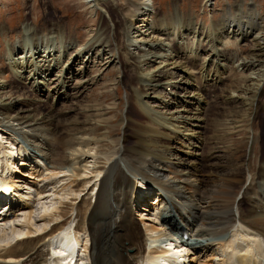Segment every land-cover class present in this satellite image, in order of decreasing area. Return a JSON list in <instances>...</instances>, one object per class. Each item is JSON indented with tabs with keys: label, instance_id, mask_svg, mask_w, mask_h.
I'll use <instances>...</instances> for the list:
<instances>
[{
	"label": "bare ground",
	"instance_id": "bare-ground-1",
	"mask_svg": "<svg viewBox=\"0 0 264 264\" xmlns=\"http://www.w3.org/2000/svg\"><path fill=\"white\" fill-rule=\"evenodd\" d=\"M214 2L215 0H205L210 13ZM88 3L89 14L97 15L100 8L106 14L100 19L102 25L96 36H93V42L86 43L85 49L78 50L77 54L74 53L75 50L72 51L74 46L71 30L63 31V23L59 19L56 21L54 18L56 22L50 25L49 30L32 27L28 23L22 27L30 37L24 38L21 46L12 50L11 54L20 50L23 53L16 55L18 58L13 59L9 67L14 72L11 85H14L13 90L16 89L17 92L30 85L37 99L19 109L25 99L13 97L9 90L11 85L4 82L0 70V177L6 175L7 181L3 180L1 183L11 185L17 196H20L16 211H12L0 224V233L6 232V221L11 222L12 229L16 232L7 244H0V264H47L49 248L52 249V255H73L80 244L82 255L90 257L92 264H180L182 259L187 258L190 264H197L200 256L212 252L213 246L219 247L215 252L218 255L221 253L222 264H254L256 260L258 264H263L264 157L261 156L260 170L253 176L254 181L241 188L238 195L236 193L241 184L228 188L225 183L231 181L226 175L213 177L210 174V184L207 186L208 174H205L206 168H209L210 173L217 167L220 169L230 165L229 160L218 157L219 152H230L231 140L242 136L243 127V135H249L252 157L256 151L255 143L259 141V136L256 135L257 122L264 114V77L260 79L258 75L257 78H252L248 74L251 70L255 74L258 68L264 72V17L257 12V5L240 2L236 4L238 15L233 16L229 12L234 5L229 4L225 11L228 14L224 12L221 20H214L209 26H205L195 22L193 16L183 18L179 13H160L154 0H88ZM139 4L142 5L140 9ZM246 7L250 11L249 15L245 12ZM92 29L90 27L88 30L89 37L93 34ZM111 33L114 35L108 52L112 56L105 62L98 55L108 47L105 39H100ZM122 36L126 37L127 47L134 46L133 43L136 46L138 43L145 44L148 53H157L154 59L151 58L141 67L140 63L145 62V59L141 61V56L147 51L135 57L129 49L121 50L119 47ZM171 37L179 38L178 40L190 37V40H194L192 47L197 42L196 46L202 43L211 49L204 61L209 59L200 65L197 73L193 67L200 59L197 49L195 52H185L176 44L173 46V55L163 57L167 47L165 41ZM229 44L240 46L241 49L242 44L251 47L248 52L243 53L244 68L240 74L237 69L222 68L219 63L215 65L223 57L219 48ZM193 48L190 46L186 49ZM27 52H31V56ZM190 52L197 60H188L187 54ZM33 53L35 63L30 60ZM86 55L88 57L84 63L86 58L83 57ZM116 61L121 64L126 78L122 81H129L132 109L141 116L126 115L129 130L127 139L132 138V144L129 145L127 139H124L117 148L105 126L112 118L107 112L115 109V103L108 105L98 98L94 99L96 102H89L86 98L83 103L79 102L80 105L73 103L67 111L47 105V112L38 114L42 111L43 104H48V101L41 99V95L45 99L66 97L77 101L89 91L90 82L93 85L98 82L92 77L84 81L90 69L97 67L98 62L105 72ZM82 62L83 67L77 69L75 74V66L82 65ZM211 64L217 70H213ZM170 67L185 75L184 78L179 81L178 78H171V75L165 76ZM32 69H37L33 75L29 71ZM58 70L61 71L57 74ZM230 70L234 73L229 74ZM152 71L155 74L149 81L147 76ZM172 74L175 75V72ZM55 76L56 80L51 79ZM178 89L186 91V95L181 98L184 93L179 94ZM168 90L170 92L162 97L163 92ZM217 90L226 107L221 118L216 115L209 119L206 115L209 101L204 97L209 95L208 91L214 94ZM153 94V99L158 101L157 108H151L149 101H145L147 97L151 99ZM168 98L176 103H171ZM170 103L175 104V110H169L168 113L164 109H170ZM68 112L75 114L70 117L71 113ZM185 114L188 116L185 117ZM207 131L209 135L203 138ZM16 136H21L22 140H18ZM108 139L115 146L112 153L104 151V147L109 145L106 144ZM22 141L29 142V146L37 148L38 152L29 146L20 147ZM45 147L47 148L44 150ZM204 148L208 149L207 154L201 152ZM230 154L235 158V151ZM207 156L217 157L218 164L205 166ZM90 159L94 162H89ZM20 160L23 166H27L29 161H35L37 168L33 174L38 172L40 176L46 172L55 180V196H60L61 193L64 196L59 199L58 206L47 208L38 216V220L34 216L36 202L50 199L52 195L47 187L39 188L38 183H35L36 191L30 190L31 193L26 195L22 193L23 190L21 192L17 185L19 180L13 177V174L27 176V173L23 174L19 169L22 166H16V162ZM245 167L243 164L235 167V171H242L240 180L243 179ZM64 178H69L70 181L62 185ZM94 179H97L95 185L90 187ZM154 186L157 188L155 191ZM147 187H151L149 189L152 195L143 189ZM162 190L167 195L166 199L159 202L157 198L163 197ZM94 192L96 204L91 208L89 198L91 200ZM78 195L82 196L81 199ZM241 196L242 201H238ZM168 198L172 202V212L180 216L185 226V231L180 230L183 244L178 250L172 243H169L170 249L166 246L153 248L156 240L159 242V239H165L167 233H163L161 222L157 218L154 219L155 224L146 227L143 232L135 215L137 208L140 209L141 218L156 215L166 208ZM153 204L154 208L149 209ZM81 206L86 208L84 215L85 219L88 216L87 227L81 221L75 224L83 213ZM147 211L149 213L145 214ZM167 218L170 222H176L175 215ZM148 220L150 221L149 218ZM55 222H59V226L49 231L51 224ZM42 223L43 227L38 228ZM74 224L76 239L80 241L78 244L71 231ZM64 227H67L64 242L56 240L51 244L55 231ZM231 229L234 232L230 240L223 241L222 238ZM88 231L90 244L84 243L81 236ZM169 238L171 237L167 239ZM243 244L251 249L244 250ZM132 248L135 251L131 252ZM254 252L260 253L261 257ZM212 255L213 253L211 257ZM191 256L197 257L191 259ZM83 260L81 258L76 264H84ZM62 264L69 263L67 261Z\"/></svg>",
	"mask_w": 264,
	"mask_h": 264
},
{
	"label": "rangeland",
	"instance_id": "rangeland-1",
	"mask_svg": "<svg viewBox=\"0 0 264 264\" xmlns=\"http://www.w3.org/2000/svg\"><path fill=\"white\" fill-rule=\"evenodd\" d=\"M154 2H155V6L158 8V10H160V13H162L164 15H168L171 13H174V14L179 13V15L181 17L184 16L183 18L188 17V16H193V18L195 19V22H197L199 24H204L205 26L206 25L209 26L211 24V22L214 20H216V21L221 20L225 13L228 14L225 11H226L227 5H229V4L234 5V7L232 6L229 14L233 15V16H237L238 11L236 9L237 8L236 4H238L240 2L243 4H246V5H252L253 3H255L257 5V9H256L257 12H260L264 17V0H215V2L212 4L213 10L211 11V13L208 12L207 7L205 6V0H154ZM141 6L142 5L139 4L138 8L140 9ZM88 10H89L88 0H0V70L3 73L4 82L11 85L13 78H14V72L12 73L9 67H10L13 59L18 58V57H16V55L20 56V54L23 53V51L21 50V51H18L17 53L11 54L13 48L20 47L21 42L24 40V38L29 39V37H30V34L28 33V31L22 29V27L26 23H28L32 27H37V28L42 27V28H45V30H49L51 28L50 25L53 22H56L57 19L61 20V23H63L62 24V30L63 31H65L67 29L71 30L70 31L71 37L73 39L72 43L74 46V49L72 51L75 50L74 53L77 54L78 50L83 51L85 49L86 43L91 42V41L93 42V40H94V39H92L93 36H96L98 29L102 25V23L100 22V19L102 16H104L106 14V12L103 8H100L97 11V15L96 14H89ZM245 12L247 15H249V13H250V11L248 10L247 7H246ZM46 14H48V16ZM54 18L56 21L54 20ZM90 27H92L93 28L92 30H94L91 37H89V35H88V30ZM113 35H114L113 33L109 34L108 36L103 35L100 40L103 41L105 39V42H106L105 45L108 47V46H110ZM49 36H51V35H49ZM120 39H123V40L120 41V47L119 48H121V50H123V51L126 49H129L131 51V54L135 57L139 53H141L140 55H142L143 52L148 50L147 46L145 44L143 45V44H139V43L137 44V46H136V44L133 43L132 45H134V46L127 47L126 46V37L122 36V38L120 37ZM178 39L179 38L173 39V37H171L170 40L165 41V44H167V47L165 48L166 50H165V53L163 54V57H169V56L173 55V52H174L173 46H176V44L181 48L182 51L185 50V52L186 51H192V50L194 51L195 49H197V52H198V54H200L199 56L201 59V60L199 59V62L195 66H193L195 68V72L197 73L200 69V65L202 63H206L207 60L209 59V58H207L204 61V59L206 57H208L207 55L209 54V50H211V49L209 47H206V45L205 44L203 45L202 43H200V45L196 46L197 42L195 43V46H193L194 47L193 48L191 43L194 40H190V37H186L183 40H178ZM189 44H191V45H189ZM190 46L193 49L187 50L186 48H188V47L190 48ZM109 49H111V48L108 47V49L105 51H103V49H102L100 51V54L99 55L96 54V56L98 55L99 58L101 57L100 60L104 59L105 62L109 61V57L112 56L108 52ZM219 49H220V53L223 54V57L221 58V61H220V59L217 60L215 65L217 63H219V64H221L222 68L227 67L228 69H231V68L237 69L239 71V74H240L244 68V66H243V64H244L243 53L244 52L246 53L251 49L250 45L242 44V49H241L240 46H234V45L230 46V44H229L225 47L221 46V48H219ZM27 53L28 54L30 53L29 56H31V52H27ZM106 53L109 55H106ZM156 54H152V52L148 53V51L143 53V55L141 56V61L145 59V62H141L140 66L144 67L145 63L147 61H149L151 58L154 59V56ZM188 54H189V56H188ZM188 54H187V57H188V60L190 62H191V60L192 61L197 60L195 55H193L192 52H190ZM37 56H39V55H37ZM87 57H88L87 55L85 57H83V58H86V59H84V63L87 60ZM34 59H35V53H33L30 60H32L35 63ZM158 61L160 62V60H158ZM84 63L82 62V65L77 64V65H79L78 67L75 66V74L77 73L76 70L79 68H82ZM157 65H158V63H157ZM96 66L97 67H93L90 69V73L88 75H85L84 81H88L89 78L92 77V78H96L98 80V82L96 85H93V83L90 82L89 83L90 84L89 85L90 86L89 91L85 92L79 98L80 100L79 99L77 100L78 102L74 99H72V101L68 100V99H66V97L65 98L62 97V99H60V98L59 99L58 98H55V99L52 98L51 99V98L47 97V99H48L47 100L44 98V95H41V99H43V101H48V104L47 103H45V105L43 104L42 111H40L38 114H43V113L47 112V110H48L47 107L50 105H53V107H55L57 110L67 111L68 108L72 107L73 103H75V104H77V103L79 104V102L83 103V101L86 100V98L89 99V102H96L94 99L98 98L102 102H104L105 104H108V105L115 103L116 104L115 109L107 112L110 114V116L112 118H110V120L106 123L105 126L108 129V131H110V134H111L110 136H111L112 140L114 141L115 145L117 146V148H119V146H121V143L124 142V139H127V135L129 133L128 121L126 119V115L137 114V116H138L139 113L136 112L134 109H132V106L130 104L132 92L129 88V85H130L129 81H124V82L122 81L126 78H124V76H123L124 73H123L121 64L116 61V62H114L113 66H111L105 72L103 70L104 68L103 69L100 68L102 65L101 64L98 65V62L96 63ZM154 66H156V65H154ZM211 66L213 67V70H217L213 64H211ZM113 67H115V68H113ZM247 69L248 68H245V70H247ZM168 70L169 71L165 72L166 75L165 74L164 75L169 76V77L171 75V78H178L177 80H179V81L182 80L185 76V75L180 74L178 71H173V68H171V67L168 68ZM29 71L33 75L34 73H36L37 69H32ZM60 71L61 70H58L57 74H58V72L60 73ZM80 71L81 70H79V72ZM174 72H175V75L172 74ZM233 73H234L233 70L229 71V74H233ZM154 74H155V72L152 71V73L149 76H147L149 81L152 80ZM179 74H180V76H179ZM42 75H43V77L45 76V74H42ZM248 75H250L252 78H257L259 75V78L262 79L264 77V72H261V69L258 68V70L255 72V74H254V71L251 70ZM239 76H238V78H239ZM51 79L56 80L57 78L55 76V78H51ZM185 80L186 79H184L183 82H185ZM12 85H11V89L9 88V90L13 93V97L20 96V97H22L23 100L25 99L23 101L24 104H21L19 109L25 108V106L27 105V103L29 101L37 99L35 94L32 92V87L30 85H27V87L24 89L18 90V92L16 89L13 90L14 85L13 86ZM160 90H162V89H160ZM108 92H110L111 94H108ZM150 92L152 93L153 91H150ZM169 92H170V90H168L167 92L166 91L163 92L162 97L166 93H169ZM177 92L179 94L184 93L183 95H181V98L184 97V95H186L185 93H187L186 91H183L182 89H178ZM208 92H209V95L207 97H204V99H206V101L207 100L209 101L208 111L206 113L207 118H209V119L214 118L216 115H217V117L223 116L224 107H226V105H224V103L222 101L223 99L220 97L218 90L214 94L212 93V91H208ZM14 95H16V96H14ZM155 95H158V93L157 94L155 93ZM155 95L153 94L151 96V99L148 97H147V99H145V101H147V100L149 101L151 108H157V106H158V101L153 99V97ZM235 95H237V93ZM169 98H168V100H170L171 103H173V102L176 103V101L171 100ZM174 105L175 104H173V105L171 104L169 107L170 109L167 108V109H164V111L167 110L169 113L170 112L169 110H171V112H173V110H175ZM68 113H71V114H69L70 117H72L75 114V112H68ZM187 116L188 115L185 114V117H187ZM138 117H141V116H138ZM108 125L110 128H108ZM0 129H2V128L0 127ZM243 131H244V127H243ZM243 131H242V136H236L231 140L232 144L229 145V147H230L229 153H225L222 150H220V152H219L220 154L218 155V157H222V158L229 160L230 165L222 167V168L220 167V169H218V167H217L216 170H211L210 173L208 170L209 168L205 169V174H208L206 176V185L207 186L210 184V181H209L210 174H212L213 177H216L217 175H226L228 177V179L231 181V182L225 183V185L228 188H229V186H237L238 184H241L240 189L236 193V195H238L240 193L241 188H243L245 185L249 186L254 181L255 178L253 176H255V174H257L260 170L261 156L264 157V114L261 115L259 121L257 122L256 135L259 136V141H257L255 143L256 144V147H255L256 151H255L253 157L251 156L252 155L251 154V147H252L251 142L248 143V136L249 135H243ZM205 134L206 135H204L203 138H206L205 136L209 135V132L207 131ZM16 137H18V140L21 138V136H16ZM20 140H22V139H20ZM127 142L130 145V144H132L133 139L132 138L127 139ZM106 144H109L108 145L109 148L104 147V149H105L104 151L108 150L109 153H112L115 151V149H114L115 146L110 139H108L106 141ZM29 145H30L29 142L22 141V144L19 146L24 148L25 146L28 147ZM7 147L10 149L9 146H7ZM30 148L32 150L38 152L37 148H35V147H30ZM46 148L47 147H45L44 150ZM207 150L204 148V150L201 152H205V154H207V152H208ZM233 151H235V153H236L235 158H233L230 154ZM251 157H252V159H251ZM101 158H103V156H101ZM207 160H208V162H205V164H204L207 167L210 164H214V163L218 164L217 163L218 159L215 156H207ZM188 161H191V159H189ZM21 162H22L21 160L19 162H16V164H17L16 166H18V165H19V167L22 166L19 169L22 171L23 174L27 173V176L25 177L23 175L20 176L18 174L17 175L13 174V177H16V179L19 180V182H17V185L19 186V189L21 190V192L23 190L22 193L24 195H26V194L31 193V191H34V190L36 191L37 186H35V183H38L37 185L39 188H41L43 186H44L43 188L47 187V189L51 192V195H52V198H50V199L45 198L46 200L45 199L41 200V201H39V203L36 202V204H35V211L36 212H35L34 216H36L35 218L38 220V216L41 213H44V211L47 210V208L58 206L59 205V199L64 197V196L61 195L62 193L60 194V196L59 195L55 196L54 192H56V191L53 189V185L55 183L54 182L55 180L53 181V178L51 179V176L46 174V172H44V174L43 175L41 174L40 176H38L40 174L38 172L36 174H33L36 172V168H37V165H35L36 164L35 161H29V163H26V164H28L27 166L26 165L23 166ZM89 162L93 163L94 160L90 159ZM242 164L246 166L245 167L246 170L242 174L243 179L240 180V178H241L240 172H242V171H238V172L235 171V167L242 165ZM247 164H249V165H247ZM92 165L93 164H90V166H92ZM249 166H250V169H249ZM92 167H94V165ZM249 172H251V174ZM96 180L97 179L93 180L90 187H93V185H95ZM69 181H70L69 178H64V180H63V182H61V184L62 183L68 184ZM197 184H198V182H197ZM31 186H33V187H31ZM58 186H60V184H58ZM30 188H32V189H30ZM60 189H62V187ZM141 190L142 189H140V191ZM94 195H95V192L92 193L91 200L89 198V205H91V208H94L95 204H96V202L94 200V197H95ZM78 196L81 199L82 196H80V195H78ZM241 198H242V196L238 198L239 199L238 201H240V200L242 201ZM47 199H49V200H47ZM151 199H153V198H151ZM36 201H38V199ZM40 202H42V203H40ZM231 204H229L230 207H231ZM233 204H234V202H233ZM154 206H155V204H153L152 207H149V209L150 208L153 209ZM82 207L83 206H81V210L83 211V213H82L81 217L79 218V220H77L75 222V224H77L79 221H81V223L87 227V226H89L88 216L85 219L84 214H85L86 208L85 207L82 208ZM139 211H140V209L137 208L135 210V215H136V218L139 220L138 222H139V225L141 226V229L143 230V232H145L146 227H149V226L155 224L154 216H153L154 214L147 215V216H145V218L142 217L143 218L142 219L140 217L141 213ZM154 212L155 211H152V213H154ZM144 213L147 214L149 212L147 211ZM148 218L150 219V221L148 220ZM151 218H152V220H151ZM41 225H43V223L40 224V226L38 228H40ZM5 230H6V232L1 231V233H0V244L1 245L7 244V242H9L10 240H12L14 238L13 236H15V233H16L13 231L12 226H6ZM12 231H13L14 235H13ZM233 232H234L233 230L230 231L231 234ZM81 236H83V238L85 240L84 243L85 242H87V244L91 243V241H90L91 237H90L89 231L87 234H85V233L81 234ZM4 237H6V238H4ZM262 243H263V241H262ZM218 248L213 246L212 252H209L205 255L200 256L197 264H203V263H205V264H222L221 259H220L221 253L219 252V255H218V253L215 252L218 250ZM263 248H264V243H263ZM133 251H135L134 248L131 249V252H133ZM212 253H213V255L211 257ZM199 255H197V256L199 257ZM83 256H84V254H83ZM197 256H191V259L195 258ZM83 258H84V260H83L84 264H91L90 257L86 258V256H84ZM210 259H213V261ZM199 261H201V262H199Z\"/></svg>",
	"mask_w": 264,
	"mask_h": 264
}]
</instances>
